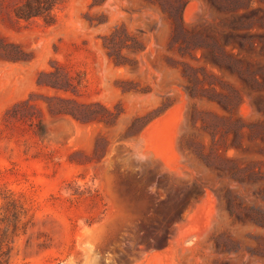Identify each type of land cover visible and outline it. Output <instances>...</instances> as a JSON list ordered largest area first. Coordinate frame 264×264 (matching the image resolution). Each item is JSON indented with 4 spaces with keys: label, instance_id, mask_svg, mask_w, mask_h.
Here are the masks:
<instances>
[{
    "label": "rangeland",
    "instance_id": "374dc122",
    "mask_svg": "<svg viewBox=\"0 0 264 264\" xmlns=\"http://www.w3.org/2000/svg\"><path fill=\"white\" fill-rule=\"evenodd\" d=\"M0 264H264V0H0Z\"/></svg>",
    "mask_w": 264,
    "mask_h": 264
},
{
    "label": "trees",
    "instance_id": "16d2710c",
    "mask_svg": "<svg viewBox=\"0 0 264 264\" xmlns=\"http://www.w3.org/2000/svg\"><path fill=\"white\" fill-rule=\"evenodd\" d=\"M226 44H230V41H227ZM238 44L240 45L241 48L244 46V42H242V41H239ZM249 44H250V45H253V42H252V41H249ZM213 59H214V62H215V65H216V66H219V67L222 66V64L218 61V59H217L216 57H213ZM238 179H239V180H245V179H241V178H238Z\"/></svg>",
    "mask_w": 264,
    "mask_h": 264
},
{
    "label": "bare ground",
    "instance_id": "6f19581e",
    "mask_svg": "<svg viewBox=\"0 0 264 264\" xmlns=\"http://www.w3.org/2000/svg\"><path fill=\"white\" fill-rule=\"evenodd\" d=\"M154 14V13H153ZM178 129V128H177ZM204 205V204H203ZM212 209V208H211ZM200 212V211H199ZM196 237H198V236H196Z\"/></svg>",
    "mask_w": 264,
    "mask_h": 264
}]
</instances>
